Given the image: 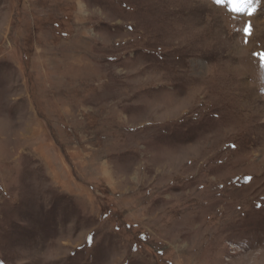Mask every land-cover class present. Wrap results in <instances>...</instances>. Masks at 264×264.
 <instances>
[{"label":"rangeland","instance_id":"1","mask_svg":"<svg viewBox=\"0 0 264 264\" xmlns=\"http://www.w3.org/2000/svg\"><path fill=\"white\" fill-rule=\"evenodd\" d=\"M230 7L0 0V261L264 264V0Z\"/></svg>","mask_w":264,"mask_h":264},{"label":"snow or ice","instance_id":"2","mask_svg":"<svg viewBox=\"0 0 264 264\" xmlns=\"http://www.w3.org/2000/svg\"><path fill=\"white\" fill-rule=\"evenodd\" d=\"M215 3L218 5H223L224 0H215ZM228 3L231 5L230 11L233 13L251 16L255 11L254 9L255 0H228ZM251 31H252V26L250 24L246 25L243 28V33L245 37L250 36ZM259 59L261 61V66L264 67V53L259 54ZM89 240H91V237H89Z\"/></svg>","mask_w":264,"mask_h":264},{"label":"trees","instance_id":"3","mask_svg":"<svg viewBox=\"0 0 264 264\" xmlns=\"http://www.w3.org/2000/svg\"><path fill=\"white\" fill-rule=\"evenodd\" d=\"M0 263H2V264H6L4 261H0Z\"/></svg>","mask_w":264,"mask_h":264}]
</instances>
